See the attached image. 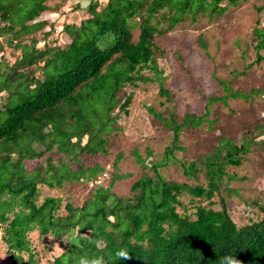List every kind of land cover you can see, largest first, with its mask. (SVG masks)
<instances>
[{
	"label": "rangeland",
	"instance_id": "1",
	"mask_svg": "<svg viewBox=\"0 0 264 264\" xmlns=\"http://www.w3.org/2000/svg\"><path fill=\"white\" fill-rule=\"evenodd\" d=\"M89 1H47L48 9L25 22L39 23L34 29L28 27L33 30L30 36L19 35L20 44L29 51L33 46L30 38H35L34 45L38 48L44 44L48 49L64 44L68 39L64 25H77L88 16ZM220 5L223 9L215 10L211 17L201 14L194 21L187 18L155 35L154 42L159 48L155 52V66L143 68L141 79L135 84H125L118 91L121 100L126 96L130 100L126 109L118 104L113 106L110 123H106L105 106H101L98 117L96 106L88 103L78 121L77 115L71 117L68 111L61 120L47 115L43 125L30 123L15 141H0V185L17 183L22 176L34 180L37 184L34 202L39 204L45 197L57 198L54 214L63 217L68 213L65 204L77 208L93 199L100 189L133 197L130 185L142 175L158 172L166 180L204 186L211 178L217 186L212 196L213 208L220 207L223 199L236 224L261 217L264 0L234 3L221 0ZM17 24L20 27L22 22ZM12 44L0 37V106H13L34 92L35 65L21 63L22 48ZM16 63L20 64L15 68ZM42 74L38 67L35 77ZM5 114L0 109V120ZM87 119L93 121V131L101 122L103 129L109 124L108 129L97 133L103 140V148L93 154L86 153L87 150L77 153L84 139L81 124ZM85 132L89 134V130ZM94 141L90 144L94 145ZM234 145H242L235 152L240 158L238 165L226 162L225 153L234 152ZM211 159L222 166L221 173L218 168L210 170ZM190 162L194 168L188 175L182 165ZM4 199L11 200L10 194L2 190L0 201ZM179 200L176 210L192 213L191 204L196 200L187 192H182ZM207 201L202 199L199 203ZM18 208V203H14L5 210L8 219ZM4 224H0V264H18L11 258L16 253L8 249L2 237ZM76 233L77 227L71 230V234ZM25 236L38 263L51 264L66 248L69 234L60 237L51 232L41 234L38 227H33ZM20 254L27 258L26 252Z\"/></svg>",
	"mask_w": 264,
	"mask_h": 264
},
{
	"label": "trees",
	"instance_id": "2",
	"mask_svg": "<svg viewBox=\"0 0 264 264\" xmlns=\"http://www.w3.org/2000/svg\"><path fill=\"white\" fill-rule=\"evenodd\" d=\"M47 1L50 0H0V37L22 48L21 63L26 61L35 65V70L38 67L43 70L36 78L33 69L34 92L30 98L13 106H0L6 113L0 120V141H15L30 123L43 125L47 115L61 120L68 111L71 117L77 115L78 121L81 111L90 104L96 106L98 117L101 106H105L106 123H110L113 106L118 104L126 109L130 100V96L121 100L118 91L125 84H135L141 79L143 68L155 66V52L159 51L155 35L187 18L194 21L201 14L211 17L215 10L223 9L221 0H90L86 6L88 16L77 25H64L63 32L68 37L64 44H55L50 49L44 44L38 48L34 45L35 38H30L33 46L29 51L20 44L19 35L30 36L33 30L28 27L34 29L39 22H25L48 9ZM18 21L22 22L20 27ZM160 91L169 93L163 88ZM92 122L87 119L81 124L84 139L77 153L87 150L86 153L93 154L103 148V140L97 133L108 129L109 124L103 129L101 122L93 131ZM88 130L89 134L85 132ZM241 146L234 145V152L225 153L226 162L240 163L235 152ZM77 165L81 171L80 164ZM193 165L183 163V171L191 175ZM208 165L210 170L218 168L221 173L222 166L215 160L208 161ZM22 177L17 183L0 185V193L5 190L11 198L0 201V224L5 223L2 237L8 249L16 253L11 258L18 264H39L25 236L33 227H38L41 234L51 232L57 237L69 234L66 248L51 264H79L81 257L94 255H103L108 264H227L226 256L239 260L240 264H264V214L236 224L223 199L220 207H212L217 186L211 178L204 186L166 180L158 172L142 175L130 185L133 197L100 189L93 199L77 208L65 204L68 213L60 217L54 214L57 198L45 197L41 203H35L37 184ZM182 192L196 200L191 204L192 213L176 210ZM202 199L208 200L207 203H199ZM14 203L19 208L8 219L5 210ZM259 209L264 210L261 204ZM75 227L77 233L73 235L71 230ZM121 248L128 250L130 259H115V252ZM21 252L27 253L26 259Z\"/></svg>",
	"mask_w": 264,
	"mask_h": 264
},
{
	"label": "clouds",
	"instance_id": "3",
	"mask_svg": "<svg viewBox=\"0 0 264 264\" xmlns=\"http://www.w3.org/2000/svg\"><path fill=\"white\" fill-rule=\"evenodd\" d=\"M114 255L115 259L120 261L128 260L131 258L130 253L126 248L118 249ZM224 259L226 260L227 264H240L239 260L230 256H226ZM79 264H108V261L103 255H94L91 257H81L79 259Z\"/></svg>",
	"mask_w": 264,
	"mask_h": 264
}]
</instances>
